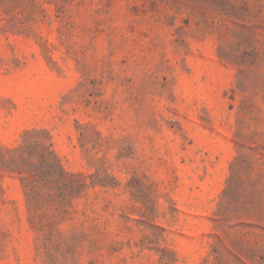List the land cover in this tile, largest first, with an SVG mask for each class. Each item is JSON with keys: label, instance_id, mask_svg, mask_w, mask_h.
<instances>
[{"label": "rangeland", "instance_id": "obj_1", "mask_svg": "<svg viewBox=\"0 0 264 264\" xmlns=\"http://www.w3.org/2000/svg\"><path fill=\"white\" fill-rule=\"evenodd\" d=\"M0 264H264V0H0Z\"/></svg>", "mask_w": 264, "mask_h": 264}]
</instances>
